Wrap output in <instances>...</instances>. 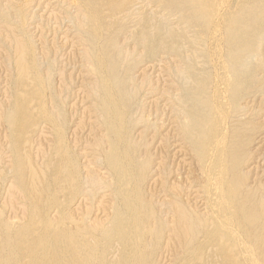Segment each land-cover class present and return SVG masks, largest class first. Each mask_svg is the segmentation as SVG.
<instances>
[{
  "label": "rangeland",
  "instance_id": "374dc122",
  "mask_svg": "<svg viewBox=\"0 0 264 264\" xmlns=\"http://www.w3.org/2000/svg\"><path fill=\"white\" fill-rule=\"evenodd\" d=\"M135 1L132 8L118 17L124 29L116 34V43L119 53L117 74L125 79L130 95L125 127L135 146L137 162L144 167L139 190L147 204L149 217L146 220L150 231L142 243L148 254L147 264H178L190 256L198 240H203L204 232L211 229L216 215L211 198L217 196L209 194L207 186L214 151L202 159L192 141L186 138V128L192 118L190 91L195 84L189 78L191 71L199 76H210L207 95L225 105L221 128L226 142L234 132L240 134L243 152L237 165V176L241 181L237 194L247 195L261 224L243 223L249 224L256 236L264 223V30L256 40V49L246 56L248 82L234 102L227 84L222 81L223 75L230 77L228 69L222 66L229 50L225 29L222 26L211 28L205 34L199 27L187 29L186 42L190 40L192 45L185 42L182 52L161 46L152 55L136 37L140 20L147 17L154 28L178 29L179 15L165 13L155 0ZM76 4L75 0H0V223L5 232L28 222L30 205V200L17 187L18 151L14 148L13 127L9 122L14 109L12 105L16 104L15 94L23 99L29 91L28 87L23 93L19 90V43L30 49L31 66L38 71L46 90L42 92V98L46 96L44 106L48 112L57 115L58 122L51 124L42 116L39 118V110L34 108L37 99L31 101L32 115L39 121L32 125L36 120L33 117L20 136L21 156L25 161L31 160L26 168L38 173L47 168L55 153L59 128L58 132H65L66 144L69 142V150L75 155L80 183L79 191H75L72 198L65 199L64 194L61 195L62 200L67 201L64 211L75 221L68 224L75 227L80 221L99 231L110 225L120 207L106 160L110 134L100 107L103 96L100 76L93 68L92 42L84 13ZM225 7L221 13L227 12ZM25 79L27 83L32 80ZM219 90L222 95L217 98L215 95ZM176 202L198 223L194 240L171 238L175 220L173 204ZM47 217L56 220L58 210L51 208ZM40 226L37 223V227ZM231 232L236 234L238 242L234 249L244 246L243 230ZM115 248L110 249L114 255L110 251L102 253L104 262L117 260L119 243L116 242ZM206 249V258H211L215 248L208 246Z\"/></svg>",
  "mask_w": 264,
  "mask_h": 264
},
{
  "label": "bare ground",
  "instance_id": "6f19581e",
  "mask_svg": "<svg viewBox=\"0 0 264 264\" xmlns=\"http://www.w3.org/2000/svg\"><path fill=\"white\" fill-rule=\"evenodd\" d=\"M75 1L84 13L88 37L92 42L93 68L100 76V88L103 92L100 107L110 134V150L106 154V160L115 181L114 193L120 207L116 209L118 211L112 217L110 225L99 231L95 227L82 225L80 221L76 222L75 227L68 224L75 221L64 211L67 201L62 200L61 195L64 194V198L69 196L72 198L75 191L79 189L80 183L75 155L73 156L69 150V142L66 144L65 134L63 136L65 132H58L59 128L55 138L57 139L55 153L51 162H48L47 168L44 166L42 173L26 168L31 160L29 158L25 161L21 156L20 136L26 131L33 117L36 120L32 122V125L37 121V116L32 115L31 112L33 108L30 107L31 101L34 98L37 99V105L34 108L39 110V118L42 116L51 124L58 122L57 115L48 112L49 110H46L48 108L44 106L43 98L46 96L42 98V92L46 90L40 82L38 71H34L31 66L33 61L30 60V49L26 44L19 43V59L17 58L20 69L19 90L23 93L28 87L29 91L27 97L23 99L19 94H15L17 95L16 104L12 105L14 109L9 116V122L13 127L14 148L18 151V160L15 164L17 187L30 200V205L27 213L28 222L13 226L11 231L10 225L7 224L9 229L6 232L0 223V264H147L148 254L145 253L146 247L142 242L147 231H150L148 220H146L149 213L139 190L144 167L137 162L135 146L125 127L130 95L126 90L125 79L117 74L119 53L116 34L124 29L123 22L118 17L123 15L135 0ZM155 1L165 13L179 15V28L165 29L162 26L154 28L151 27L147 17H143L139 22V30L137 29L136 32L137 39L152 55L158 47L161 49V46L169 48V51L182 52L184 44L190 41L186 42L187 29L199 27L201 33L205 34L211 28L218 29L222 26L225 29L229 49L225 55L227 59H224L222 66L228 69L230 74V77L227 74L223 75L222 81L227 84L230 98L235 102L239 91L245 88L248 82L249 66L246 63V56L251 50L256 49V40L264 30V0ZM222 7L226 8L225 14L221 13ZM114 27L115 29L112 30ZM190 44L192 45L193 42ZM214 47L216 48L215 45ZM26 77L32 79L30 83H27ZM189 78L193 79L195 84L190 91L189 101L192 102L190 117L192 118L186 128V138L192 141L195 151L202 159L214 151L209 168L211 172L207 171L209 173L207 186L209 194L217 196L214 198L210 196L213 207L216 208V215L213 212L214 224L211 229H206L203 240H198L190 256L178 264H264L262 244L264 243V223L260 226L257 236L256 232H251L249 224L243 222L259 225L261 222L247 195L237 194V191L241 189L237 165L243 152L240 134L234 132L229 142H226L227 137H224L221 128V116L225 112V105L207 95L210 76L208 78L202 74L199 76L191 71ZM221 95L219 90L215 96L218 98ZM58 109L61 110L59 107ZM61 115L65 120L64 114ZM213 190L217 193L214 194ZM173 206L175 220L171 238L185 237L194 240L198 233V223L186 214L179 202L174 203ZM51 208L58 210L59 217L56 220L47 217V212ZM37 223L41 226L37 227ZM240 229L244 234V246L234 249L238 242L236 234L231 231H240ZM116 242L120 247L117 248L119 251L116 254L118 255L116 262L111 263L112 260L108 258L109 253L107 258L110 262H104L101 258L102 253L106 254L110 251L113 254L110 249L115 248ZM208 246L215 248L212 251L214 254H211L212 259L206 258L205 255Z\"/></svg>",
  "mask_w": 264,
  "mask_h": 264
}]
</instances>
